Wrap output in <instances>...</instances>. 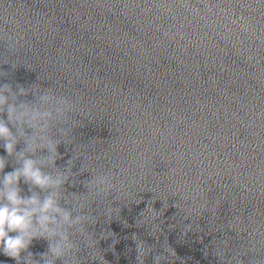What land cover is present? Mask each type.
Returning <instances> with one entry per match:
<instances>
[{"label": "clouds", "instance_id": "9594fccd", "mask_svg": "<svg viewBox=\"0 0 264 264\" xmlns=\"http://www.w3.org/2000/svg\"><path fill=\"white\" fill-rule=\"evenodd\" d=\"M5 103L6 98L0 94V109ZM8 115L9 118H12L15 113L10 110ZM0 139L5 141L4 151L11 155L14 149V143L10 142L13 139V133L3 120H0ZM4 168L5 159L0 156V172H3ZM21 177L26 183H31L41 189L50 186L52 183L51 177L36 167L35 161L32 159H25L22 168L4 173L3 188H0V249H2L4 256L10 257L12 260H18L21 252L29 247L32 240L39 238L30 235L32 216L36 212L41 213L39 222L43 224L51 219L48 213L61 211L51 197L46 198L43 202L39 201L36 196L22 197L19 189ZM64 219H68L67 214H64ZM137 250L143 257V244H137ZM169 254L175 255V252L171 249ZM141 264H143V259H141Z\"/></svg>", "mask_w": 264, "mask_h": 264}]
</instances>
